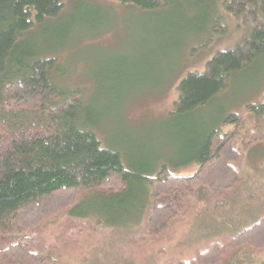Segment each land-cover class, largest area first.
Masks as SVG:
<instances>
[{"label":"rangeland","instance_id":"1","mask_svg":"<svg viewBox=\"0 0 264 264\" xmlns=\"http://www.w3.org/2000/svg\"><path fill=\"white\" fill-rule=\"evenodd\" d=\"M46 1L40 15L34 4L22 5L28 15L24 43L39 59H55L50 77L74 95L80 110L75 123L93 131L103 147L118 150L126 167L149 176H191L214 133L237 131L240 155L237 185L208 202L192 197L159 239L136 241L141 221L106 227L63 211L38 229L57 249L56 264L187 261L264 216V125L259 140L242 142L255 132L248 107L264 102V55L224 80L205 84L203 78L214 53L248 33L240 18L217 8L226 25L217 35L208 30V14L195 16L184 0L153 7L145 0ZM197 86L200 96L183 106L186 91ZM80 226V245L68 243L64 235ZM231 264H264V252L242 250Z\"/></svg>","mask_w":264,"mask_h":264},{"label":"trees","instance_id":"2","mask_svg":"<svg viewBox=\"0 0 264 264\" xmlns=\"http://www.w3.org/2000/svg\"><path fill=\"white\" fill-rule=\"evenodd\" d=\"M145 1L148 7L164 3ZM184 1L195 16L208 14L212 34L226 32L217 8L240 18L248 29L235 44L214 53L205 84L244 71L264 55V0ZM29 3L40 15L47 1L0 0V264H56L57 249L44 243L38 229L63 211L106 227L141 221L136 241L143 242L161 238L192 197L208 202L237 185V131L212 134L193 175L149 176L126 167L118 150L103 147L93 131L76 124L80 110L74 95H66L50 77L55 59H39L24 43L28 15L22 5ZM199 88L186 91L183 106L193 105ZM248 110L255 132L244 135L245 145L260 139L264 102ZM82 232L83 226L77 227L64 239L78 246ZM246 249L264 252V216L187 261L164 264H231Z\"/></svg>","mask_w":264,"mask_h":264}]
</instances>
